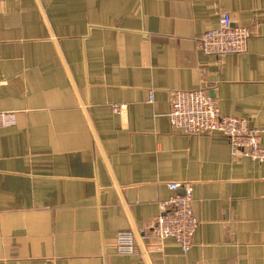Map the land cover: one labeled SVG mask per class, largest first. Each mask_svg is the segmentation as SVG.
Listing matches in <instances>:
<instances>
[{
  "label": "crops",
  "instance_id": "obj_1",
  "mask_svg": "<svg viewBox=\"0 0 264 264\" xmlns=\"http://www.w3.org/2000/svg\"><path fill=\"white\" fill-rule=\"evenodd\" d=\"M224 13L248 51L207 56ZM197 90L264 128V0H0V264H264V162L171 127V94ZM186 184L187 253L152 236Z\"/></svg>",
  "mask_w": 264,
  "mask_h": 264
},
{
  "label": "built area",
  "instance_id": "obj_2",
  "mask_svg": "<svg viewBox=\"0 0 264 264\" xmlns=\"http://www.w3.org/2000/svg\"><path fill=\"white\" fill-rule=\"evenodd\" d=\"M251 37L248 28L235 26L231 16L224 13L219 26L199 40L198 49L207 56L243 55L248 51ZM170 106L169 119L173 130L187 136L221 135L228 140L232 157L248 158L259 164L264 162V128H252L244 119L222 116L217 101L206 91H175L171 94ZM123 110V107L113 108L114 113ZM0 117L3 122L11 121L9 115ZM8 125L0 124L2 127ZM170 188L176 191L179 185L173 183ZM192 204L193 186L186 184L183 195L175 194L160 204L161 212L152 227V236L172 240L183 252H189L199 227ZM138 241L135 232H121L117 236L116 249L121 254H136Z\"/></svg>",
  "mask_w": 264,
  "mask_h": 264
}]
</instances>
